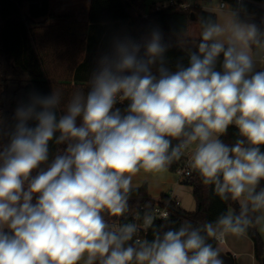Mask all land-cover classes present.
<instances>
[{
	"label": "clouds",
	"instance_id": "1",
	"mask_svg": "<svg viewBox=\"0 0 264 264\" xmlns=\"http://www.w3.org/2000/svg\"><path fill=\"white\" fill-rule=\"evenodd\" d=\"M237 3L201 18L186 64L171 65L158 28L143 44L117 37L63 110L60 92H33L11 124L0 117V264H224L209 241L264 222V27ZM230 126L232 144L221 139ZM51 142L63 152L52 156ZM185 153L238 211L151 240L136 239L135 222H108L128 212L134 177L164 174Z\"/></svg>",
	"mask_w": 264,
	"mask_h": 264
},
{
	"label": "trees",
	"instance_id": "2",
	"mask_svg": "<svg viewBox=\"0 0 264 264\" xmlns=\"http://www.w3.org/2000/svg\"><path fill=\"white\" fill-rule=\"evenodd\" d=\"M91 1L87 15L88 31L84 25L78 26L81 33H87L86 38L81 39L70 37L72 26L45 27L48 20L63 18L53 14L49 0H0V117L7 124L12 123V116L18 104L27 102L33 92L50 94L54 91V82L63 89L60 91L61 110L76 90L86 94L95 53L103 47H106L107 53L111 50L112 43H107L104 38L109 26L122 29L123 33H118L115 38L128 37L140 44H143L153 29L158 28L163 33L164 42L171 45L166 55L174 66L181 58L186 64L188 50H195L196 42L199 41L189 37L190 26L196 24L201 30L202 17L216 18L214 14L195 5L183 11L180 5L186 0H168L171 5L161 11H155L152 3L147 13L148 0ZM220 1H224L229 7H239L237 0ZM242 3L246 15H251L257 24L264 27V9L258 6L264 4V0H242ZM41 19L42 21L38 22ZM50 73L55 74L54 79L49 77ZM70 76L71 81H68ZM236 134V129L229 128L221 139L232 144L237 138ZM63 150L64 145L50 143L52 156L62 153ZM180 164V160L173 162L168 172L174 173ZM182 184L191 189L194 211L188 213L170 203L167 207L170 217L153 225L148 240L153 239L154 229H178L188 222H191L193 227H200L206 222L215 221L221 213L239 209L235 201H222L214 194L211 186L202 183L198 174ZM261 186H264V181ZM160 200L167 201L166 195H162ZM152 203L153 199L148 196L146 186H140L131 193L129 210L126 213ZM106 219L109 223L115 221V217L106 216ZM259 225L250 227L243 234L247 235L253 244L257 263L264 264ZM209 243L217 247L214 240Z\"/></svg>",
	"mask_w": 264,
	"mask_h": 264
},
{
	"label": "crops",
	"instance_id": "3",
	"mask_svg": "<svg viewBox=\"0 0 264 264\" xmlns=\"http://www.w3.org/2000/svg\"><path fill=\"white\" fill-rule=\"evenodd\" d=\"M210 1V0H209ZM207 2L200 0H194L195 6L201 7L203 11L212 13L216 18H222L220 16V0L219 5H211ZM91 0H49L50 8L55 16L63 17L67 16V19H55L48 20L45 27H60L62 25L72 26L70 37L74 38H86L87 33H81L78 26L84 25L88 31L89 23L87 19L88 11L90 8ZM156 4V3H154ZM228 6V5H227ZM229 7V6H228ZM228 7L224 9L227 11ZM248 17L253 18L251 15ZM69 17V18H68ZM42 21L41 20H38ZM60 25V26H59ZM86 31V32H87ZM258 69L264 68V58H262L257 64ZM74 83V82H73ZM72 83V84H73ZM134 185H138L136 188L145 185L148 196L153 200H158L162 195H172L179 202V207L182 209L183 204L187 201V198L191 195L190 187L184 186L182 182L177 178L175 174L166 172L164 174L152 176L140 174L134 177ZM195 209V208H194ZM231 210V209H230ZM229 210V211H230ZM193 207L188 208V213H192ZM260 237L263 243L264 252V222L259 225L258 228ZM217 248L224 254L230 256L232 262L235 264H258L254 257V247L247 235H232L229 234L224 238V243L217 246ZM264 262V253H263Z\"/></svg>",
	"mask_w": 264,
	"mask_h": 264
},
{
	"label": "built area",
	"instance_id": "4",
	"mask_svg": "<svg viewBox=\"0 0 264 264\" xmlns=\"http://www.w3.org/2000/svg\"><path fill=\"white\" fill-rule=\"evenodd\" d=\"M194 0H186V2L182 5H180V8L183 11L188 10L191 6H194L193 4ZM171 3L167 4H162V5H154V10L155 11H161L166 9ZM221 5H224V9H226L228 6L224 1H220V9ZM223 9V10H224ZM120 107H123V105H118ZM229 128L236 129L234 126H230ZM237 130V129H236ZM223 137V136H222ZM190 153H185L183 157H181L180 161L181 164L178 167V169L173 173L177 176V178L181 182H186L188 181L192 176L197 175L198 173L192 171L188 167V158H189ZM191 173V174H190ZM167 201H162L160 198L158 200H153V203L149 206H141L137 210L131 212V213H125L123 217H115V221L111 222L110 224L117 226L122 223H129V222H135L140 228V231L136 237V239H147L149 233H151V228H146L144 226V217L145 215H150L153 217V225L157 222L165 221L168 219L169 214H168V205L170 203L175 204V206H179V202L176 200L175 197L172 195H166ZM216 245H220L224 243V239L221 241H215Z\"/></svg>",
	"mask_w": 264,
	"mask_h": 264
},
{
	"label": "rangeland",
	"instance_id": "5",
	"mask_svg": "<svg viewBox=\"0 0 264 264\" xmlns=\"http://www.w3.org/2000/svg\"><path fill=\"white\" fill-rule=\"evenodd\" d=\"M152 3H156L157 5H162V4H167L169 3L168 0H148V3H147V8H146V13L148 12L149 10V5L152 4ZM209 3L213 6L214 4L215 5H219V0H210ZM154 4V5H156ZM259 7L263 8L264 9V4H259L258 5ZM229 8V7H228ZM228 10V9H227ZM54 14V13H53ZM242 17L245 16V14H241ZM64 19H67V16H63ZM63 18H60L61 20ZM69 18V17H68ZM222 19V18H220ZM60 26V25H59ZM62 26H65V25H62ZM61 27V26H60ZM200 32L201 30L199 29L198 25L196 24H192L189 28V37H191V39H200ZM118 33H123L122 32V29L120 28H117L116 26H109L108 29L105 31V34H104V38L106 39V41H108L107 43H112L113 39L116 37V35ZM107 53V49L106 47H103V48H100V50L98 52L95 53V57H94V62H93V67L92 69H94L96 67V62L97 60L99 59L100 56H102L103 54H106ZM49 77L51 79H54L55 78V74H49ZM68 81H71V76L67 79ZM73 83V82H72ZM53 90L54 91H57V92H60L61 90H63L61 88V85H57L56 82L53 83ZM173 174V173H172ZM190 207H193V210L195 208V204H194V201H193V197H192V194L190 195V197L187 198V201L183 204V208L182 210H184L185 212L188 211V208Z\"/></svg>",
	"mask_w": 264,
	"mask_h": 264
},
{
	"label": "water",
	"instance_id": "6",
	"mask_svg": "<svg viewBox=\"0 0 264 264\" xmlns=\"http://www.w3.org/2000/svg\"><path fill=\"white\" fill-rule=\"evenodd\" d=\"M193 19V17H192ZM221 252V256H222V259L224 261V264H232V259L230 258V256L224 254L222 251Z\"/></svg>",
	"mask_w": 264,
	"mask_h": 264
}]
</instances>
